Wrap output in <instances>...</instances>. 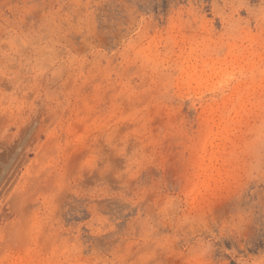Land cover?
<instances>
[{"label":"rangeland","instance_id":"374dc122","mask_svg":"<svg viewBox=\"0 0 264 264\" xmlns=\"http://www.w3.org/2000/svg\"><path fill=\"white\" fill-rule=\"evenodd\" d=\"M0 264H264V0H0Z\"/></svg>","mask_w":264,"mask_h":264}]
</instances>
